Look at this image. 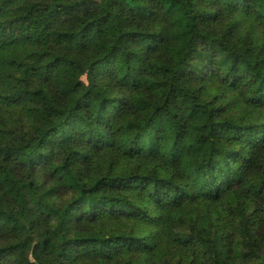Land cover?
<instances>
[{
  "label": "trees",
  "instance_id": "obj_1",
  "mask_svg": "<svg viewBox=\"0 0 264 264\" xmlns=\"http://www.w3.org/2000/svg\"><path fill=\"white\" fill-rule=\"evenodd\" d=\"M0 264H264V0H0Z\"/></svg>",
  "mask_w": 264,
  "mask_h": 264
},
{
  "label": "rangeland",
  "instance_id": "obj_2",
  "mask_svg": "<svg viewBox=\"0 0 264 264\" xmlns=\"http://www.w3.org/2000/svg\"><path fill=\"white\" fill-rule=\"evenodd\" d=\"M83 79L85 80V77H83Z\"/></svg>",
  "mask_w": 264,
  "mask_h": 264
}]
</instances>
